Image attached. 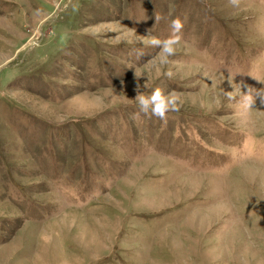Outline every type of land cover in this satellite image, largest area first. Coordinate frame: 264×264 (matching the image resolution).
<instances>
[{
    "label": "rangeland",
    "instance_id": "obj_1",
    "mask_svg": "<svg viewBox=\"0 0 264 264\" xmlns=\"http://www.w3.org/2000/svg\"><path fill=\"white\" fill-rule=\"evenodd\" d=\"M257 78L264 0H0V264H264Z\"/></svg>",
    "mask_w": 264,
    "mask_h": 264
},
{
    "label": "clouds",
    "instance_id": "obj_2",
    "mask_svg": "<svg viewBox=\"0 0 264 264\" xmlns=\"http://www.w3.org/2000/svg\"><path fill=\"white\" fill-rule=\"evenodd\" d=\"M233 6L238 5V0H229ZM161 19L159 16H155L156 22ZM171 32L166 38H159L152 36L149 40L141 41L145 45H150L152 47L160 49L159 62L163 65L169 63V58L173 56L176 52L177 46L181 41V30L183 28V22L180 18L173 19L170 25ZM148 36L150 32L148 31ZM138 55H143V52H139ZM136 75V73H135ZM169 77L172 76L171 71L167 73ZM137 79L138 77L136 75ZM229 82L232 83L231 72L229 75ZM257 80L264 84V80ZM242 86V83H240ZM147 87V85H145ZM137 95L135 96L136 104L138 105L139 111L144 114H151L160 119H165L169 112L178 111L180 97L176 92H166L162 87H156L150 95H144L140 91V86H137ZM228 98L232 99L231 93H228ZM264 104V87H253L251 85L247 86V91L241 96L240 107L246 113L251 108L255 107L257 102Z\"/></svg>",
    "mask_w": 264,
    "mask_h": 264
}]
</instances>
